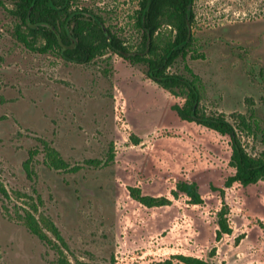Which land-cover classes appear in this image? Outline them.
Returning <instances> with one entry per match:
<instances>
[{
	"label": "rangeland",
	"instance_id": "obj_1",
	"mask_svg": "<svg viewBox=\"0 0 264 264\" xmlns=\"http://www.w3.org/2000/svg\"><path fill=\"white\" fill-rule=\"evenodd\" d=\"M0 3V264H57L56 251L21 214L50 218L69 258L96 264H155L174 254L215 264H264V179L230 180L231 139L182 119L184 99L147 78L144 64L109 52L90 63L28 49L14 35L12 0ZM102 14L129 44L139 0H77ZM202 106L223 112L255 156L264 149V0H196ZM179 60L171 71L188 72ZM245 116L248 126L241 125ZM68 162L51 167L45 145ZM38 150L32 172L25 162ZM195 182L204 203L174 197ZM172 202L147 206L133 188ZM229 233L219 235V219Z\"/></svg>",
	"mask_w": 264,
	"mask_h": 264
},
{
	"label": "trees",
	"instance_id": "obj_2",
	"mask_svg": "<svg viewBox=\"0 0 264 264\" xmlns=\"http://www.w3.org/2000/svg\"><path fill=\"white\" fill-rule=\"evenodd\" d=\"M196 0H139L135 10L134 25L141 32L137 44H129L118 34L105 17L77 0H12L9 7L17 19L15 37L28 49L42 54H54L62 59L77 63H90L109 52L115 53L133 64H144L147 78L162 88L184 99L173 108L182 119L195 121L203 126L228 135L231 139L232 156L230 164L235 172L230 176L232 182L248 185L264 179V149L260 155H252L241 142L236 126L223 112H208L202 106V79L189 66V55L196 57L195 23ZM5 5L3 0H0ZM179 60L185 62L188 72L171 71ZM240 123L248 126L245 116ZM38 150L30 152L25 162L32 172V162ZM46 160L51 167L66 169L68 162L50 144L45 145ZM0 193L9 196L8 190L0 181ZM174 197L187 195L195 204L204 203L195 182L180 180L172 189ZM132 196L147 206L166 205L172 200L166 196L155 197L142 193L140 188L132 189ZM27 228L57 253V264H96L83 260L74 263L68 256V244L60 228L50 218L40 220L34 210L24 209L21 214ZM222 233H229L228 221L219 219ZM155 264H215L203 257L174 254Z\"/></svg>",
	"mask_w": 264,
	"mask_h": 264
}]
</instances>
